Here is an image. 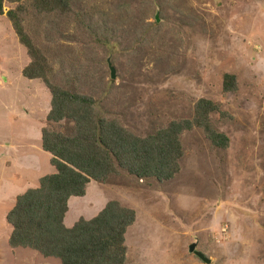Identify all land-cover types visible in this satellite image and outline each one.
Masks as SVG:
<instances>
[{
  "label": "rangeland",
  "instance_id": "1",
  "mask_svg": "<svg viewBox=\"0 0 264 264\" xmlns=\"http://www.w3.org/2000/svg\"><path fill=\"white\" fill-rule=\"evenodd\" d=\"M75 1L94 9L99 26L26 17L35 44L49 51L51 82L92 97L102 116L139 136L191 118L201 98L213 100L224 112L213 115L214 126L230 144L214 146L198 127L185 131L172 180L123 172L91 181L66 224L118 200L137 213L126 264H206L192 244L211 264H264V0ZM14 6L6 3L0 16V264H60L8 241L17 196L55 172L41 141L52 96L43 80L22 74L30 57L6 16ZM226 73L236 76L235 91L224 90Z\"/></svg>",
  "mask_w": 264,
  "mask_h": 264
},
{
  "label": "trees",
  "instance_id": "2",
  "mask_svg": "<svg viewBox=\"0 0 264 264\" xmlns=\"http://www.w3.org/2000/svg\"><path fill=\"white\" fill-rule=\"evenodd\" d=\"M23 1L0 0V16L6 3L15 5L6 16L30 57L22 74L43 80L51 93L41 141L55 172L44 175L38 187L17 196L6 216L12 226L9 245L35 250L46 258L59 259L60 264H126V234L136 221L135 209L110 200L93 218L81 217L67 226L69 200L86 196L91 181L106 183L123 172L144 180H172L181 170L185 131L201 128L214 146H229L230 138L213 122L214 114L224 112L219 103L201 98L191 118L173 120L146 136L136 135L116 117L102 116L92 97L51 82L49 51L35 44L27 30V15L38 23L46 20L51 27L61 19L68 25L75 23L76 29L94 28L99 26L94 23V9L75 0H32L31 5ZM112 31H106L108 40ZM92 35L95 43L104 42L97 32ZM223 88L237 89L234 74L224 75Z\"/></svg>",
  "mask_w": 264,
  "mask_h": 264
},
{
  "label": "water",
  "instance_id": "3",
  "mask_svg": "<svg viewBox=\"0 0 264 264\" xmlns=\"http://www.w3.org/2000/svg\"><path fill=\"white\" fill-rule=\"evenodd\" d=\"M156 19H157V21H159V15H158V13H157ZM108 65H109L110 70H111V77H112V78H116L115 68H114V66L112 65L110 59H108ZM190 250H191V252H194V254H195L197 257H199L202 261H204L206 264H211V259L208 258V257H207L202 251L197 250V249H196V244H192V245L190 246Z\"/></svg>",
  "mask_w": 264,
  "mask_h": 264
},
{
  "label": "crops",
  "instance_id": "4",
  "mask_svg": "<svg viewBox=\"0 0 264 264\" xmlns=\"http://www.w3.org/2000/svg\"><path fill=\"white\" fill-rule=\"evenodd\" d=\"M49 154V153H48ZM73 198H83V197H72L70 200H69V210H70V207H71V202L73 200ZM69 212V211H68ZM68 214V213H67ZM66 218H67V215H66ZM66 218H65V223H66ZM67 225V224H66ZM68 226V225H67ZM11 232H12V227H11V230H10V235H11ZM9 235V236H10ZM21 248V247H20ZM59 261V259H57ZM60 262V261H59Z\"/></svg>",
  "mask_w": 264,
  "mask_h": 264
}]
</instances>
